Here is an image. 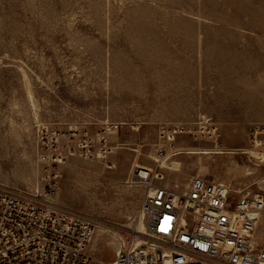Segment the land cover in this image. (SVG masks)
<instances>
[{"label": "rangeland", "instance_id": "rangeland-1", "mask_svg": "<svg viewBox=\"0 0 264 264\" xmlns=\"http://www.w3.org/2000/svg\"><path fill=\"white\" fill-rule=\"evenodd\" d=\"M256 127L264 0H0V189L91 220V264L136 229V167L264 194Z\"/></svg>", "mask_w": 264, "mask_h": 264}, {"label": "built area", "instance_id": "built-area-1", "mask_svg": "<svg viewBox=\"0 0 264 264\" xmlns=\"http://www.w3.org/2000/svg\"><path fill=\"white\" fill-rule=\"evenodd\" d=\"M251 138L264 135L256 127ZM264 162V142L255 148ZM141 176V177H139ZM142 185L145 232L119 239L109 264H264V194L193 177L161 184L152 170L131 173ZM93 222L47 199L0 189V264H91Z\"/></svg>", "mask_w": 264, "mask_h": 264}, {"label": "bare ground", "instance_id": "bare-ground-1", "mask_svg": "<svg viewBox=\"0 0 264 264\" xmlns=\"http://www.w3.org/2000/svg\"><path fill=\"white\" fill-rule=\"evenodd\" d=\"M258 157H261V155L259 153H257ZM173 165H176L175 163H173ZM137 169H139L141 172L143 171H147L148 169L147 168H144V167H136ZM141 177V176H139ZM136 233H137V241H140V240H144V235H145V232H144V227H143V221H142V215H141V212L139 213V218H138V222L136 223ZM93 238V237H92ZM121 237H119L117 239V241L120 239ZM92 240V239H91ZM91 242V241H90ZM90 244V243H89ZM117 248V247H116ZM116 251V250H115Z\"/></svg>", "mask_w": 264, "mask_h": 264}, {"label": "crops", "instance_id": "crops-1", "mask_svg": "<svg viewBox=\"0 0 264 264\" xmlns=\"http://www.w3.org/2000/svg\"><path fill=\"white\" fill-rule=\"evenodd\" d=\"M185 184H186V183H185ZM185 184H183V186H184Z\"/></svg>", "mask_w": 264, "mask_h": 264}]
</instances>
